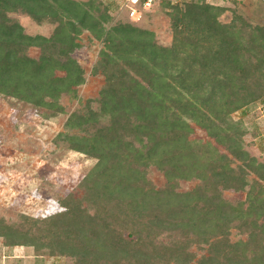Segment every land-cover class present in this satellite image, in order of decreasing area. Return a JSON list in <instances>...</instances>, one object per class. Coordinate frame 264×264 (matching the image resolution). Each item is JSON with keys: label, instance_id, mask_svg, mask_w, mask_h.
<instances>
[{"label": "trees", "instance_id": "obj_1", "mask_svg": "<svg viewBox=\"0 0 264 264\" xmlns=\"http://www.w3.org/2000/svg\"><path fill=\"white\" fill-rule=\"evenodd\" d=\"M163 8L168 45L135 22L110 24L99 0H0L1 96L63 113L59 99L78 98L85 83L75 58L83 34L101 46L92 74L104 79L55 138L94 162L80 197L66 195L46 219L0 218L4 247L70 264H264V162L246 151V130L232 118L264 98V26L236 12L222 23L226 10L205 0ZM12 15L52 33L27 35ZM196 131L205 139H191Z\"/></svg>", "mask_w": 264, "mask_h": 264}, {"label": "rangeland", "instance_id": "obj_2", "mask_svg": "<svg viewBox=\"0 0 264 264\" xmlns=\"http://www.w3.org/2000/svg\"><path fill=\"white\" fill-rule=\"evenodd\" d=\"M88 1V0H81ZM109 8L110 24L133 23L119 11L121 0H99ZM206 3L224 8L220 15L222 23L229 22L232 14L243 16L253 25L264 26V0H205ZM163 5L151 11L149 18L134 24L150 30L157 41L168 45L171 32L168 13ZM27 35L49 37L53 27L38 25L25 15H12ZM81 49L75 58L85 73V83L77 88L76 99L61 97L59 105L64 109L61 114L40 109L32 110L28 106L15 103L0 95V218L8 224H21L22 217L33 220L46 219L61 212L59 201L68 194L77 198L81 193L77 187L94 162L88 157L66 150L64 144H55L59 133L65 132L67 118L81 109L88 101L97 99L103 86L101 75L92 74L101 46L89 38L88 34L80 37ZM32 57L39 56V50L30 49ZM234 121H241L246 130L244 146L251 156L264 162V98L232 115ZM193 140L205 139V135L196 131ZM149 179L157 187L165 184L162 175L150 169ZM197 182H182L178 191H190ZM224 197L232 202L242 201L244 194L223 192ZM166 235H162L165 239ZM231 240L239 236L232 232ZM168 241L167 239H165ZM191 252L201 255L199 250ZM0 264H70L65 258L35 256L32 249L25 247H4L0 239Z\"/></svg>", "mask_w": 264, "mask_h": 264}, {"label": "built area", "instance_id": "obj_3", "mask_svg": "<svg viewBox=\"0 0 264 264\" xmlns=\"http://www.w3.org/2000/svg\"><path fill=\"white\" fill-rule=\"evenodd\" d=\"M119 11L124 13L129 20L139 22L145 13L151 12L163 4L176 5L186 0H121Z\"/></svg>", "mask_w": 264, "mask_h": 264}]
</instances>
